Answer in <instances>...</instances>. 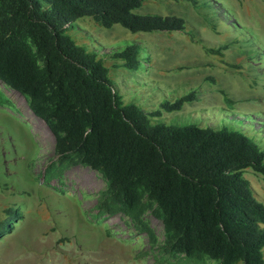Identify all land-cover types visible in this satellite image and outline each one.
Listing matches in <instances>:
<instances>
[{
	"label": "trees",
	"instance_id": "obj_1",
	"mask_svg": "<svg viewBox=\"0 0 264 264\" xmlns=\"http://www.w3.org/2000/svg\"><path fill=\"white\" fill-rule=\"evenodd\" d=\"M143 1L0 0V83L19 94L52 135L59 165L49 166V177L69 165L100 176L105 189L98 213L131 220L152 245L142 222L149 213L162 226L160 252L173 263L264 264V207L242 177L250 169L264 178V152L253 139L224 127L150 124L148 118L179 111L193 95L149 113L124 104L103 61L66 34L83 18L130 33L184 30L172 15L134 14ZM108 60L113 69L142 70L137 45ZM1 103L9 101L0 94ZM15 217L6 210L0 235Z\"/></svg>",
	"mask_w": 264,
	"mask_h": 264
},
{
	"label": "rangeland",
	"instance_id": "obj_2",
	"mask_svg": "<svg viewBox=\"0 0 264 264\" xmlns=\"http://www.w3.org/2000/svg\"><path fill=\"white\" fill-rule=\"evenodd\" d=\"M193 1L145 0L133 11L178 17L182 32L130 33L83 18L66 34L103 61L124 104L149 113L194 96L179 111L148 118L150 124L224 127L264 152V0ZM128 45L140 48L136 73L113 69L108 60ZM217 48L218 55L206 52ZM0 94L9 101L0 104V221L8 209L17 215L0 235V264H191L162 255V226L149 213L142 222L152 231V245L131 220L98 213L105 186L96 172L69 165L49 177V166L59 165L52 135L19 94L1 83ZM242 177L264 207V178L250 169Z\"/></svg>",
	"mask_w": 264,
	"mask_h": 264
}]
</instances>
